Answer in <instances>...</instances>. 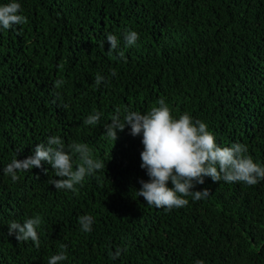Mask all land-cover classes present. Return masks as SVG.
<instances>
[{
    "label": "trees",
    "instance_id": "trees-1",
    "mask_svg": "<svg viewBox=\"0 0 264 264\" xmlns=\"http://www.w3.org/2000/svg\"><path fill=\"white\" fill-rule=\"evenodd\" d=\"M15 2L27 22L0 29V264H48L61 250L67 259L59 264H264V180L205 177L193 190L207 188L206 198L188 196L172 210L149 206L137 195L149 179L142 134L126 125L113 144L103 128L117 109L121 119L145 114L164 98L174 118L189 113L220 146L244 144L264 165V0ZM127 30L139 33L134 45L125 44ZM109 33L119 40L113 52ZM97 112L99 123L86 124ZM50 136L66 150L87 144L105 168L75 190L49 184L60 177L43 162L13 182L6 165ZM37 215L38 248L8 235L11 221ZM83 215L93 217L90 232Z\"/></svg>",
    "mask_w": 264,
    "mask_h": 264
},
{
    "label": "clouds",
    "instance_id": "clouds-1",
    "mask_svg": "<svg viewBox=\"0 0 264 264\" xmlns=\"http://www.w3.org/2000/svg\"><path fill=\"white\" fill-rule=\"evenodd\" d=\"M20 11L21 5L15 0L0 5V29L8 30L14 25L26 23L27 18L19 14ZM123 39L127 46L134 45L139 39V33L127 30ZM106 41L109 52L117 50L119 40L116 35L107 34ZM119 55L124 59L123 53ZM111 74L116 75L115 70ZM103 80L104 77L99 74L95 77L97 85ZM63 83L62 80H57L55 87L58 89ZM99 120L100 113L97 112L90 115L85 123L96 125ZM126 125L130 126L131 135L142 134L140 167L146 170L149 179L139 181L141 187L137 195L143 197L149 206L172 210L187 206L188 196L194 200L206 198L209 195L207 188L193 190L196 185L204 184L205 177H210L213 182H243L250 186L264 180V165L253 161L247 154L246 145L233 143L231 146H220L206 123L193 120L187 112L174 118L164 98L158 99L156 105L145 114L127 111L121 119L117 109L111 123L105 124L103 128L114 144L118 138L117 131H123ZM74 155H78L80 161L75 167ZM42 162L51 165L54 176L60 177L49 181L55 189L75 190V186L82 184L87 176L105 168L102 161L93 159L87 144L73 143L66 150L60 137L50 136L46 143L35 145L32 155L23 160L14 158L3 171L15 182L19 179L18 172L30 171L33 167L40 168ZM169 181L172 187H168ZM41 223L42 218L38 215L22 223L11 221L8 225V235L14 234L18 242L31 240L38 248L40 240L37 227ZM79 223L82 231L90 232L93 217L83 215L79 217ZM61 248L66 249V246L62 245ZM119 254L117 250L113 258ZM66 259V251L61 250L49 258L48 264H59ZM196 264H203V261L198 260Z\"/></svg>",
    "mask_w": 264,
    "mask_h": 264
}]
</instances>
